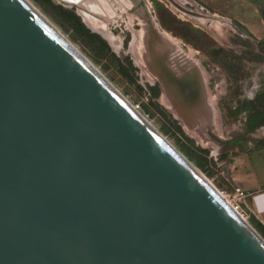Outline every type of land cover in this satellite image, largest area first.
<instances>
[{
    "label": "water",
    "instance_id": "water-1",
    "mask_svg": "<svg viewBox=\"0 0 264 264\" xmlns=\"http://www.w3.org/2000/svg\"><path fill=\"white\" fill-rule=\"evenodd\" d=\"M0 264H264V237L23 0H0Z\"/></svg>",
    "mask_w": 264,
    "mask_h": 264
},
{
    "label": "rangeland",
    "instance_id": "rangeland-1",
    "mask_svg": "<svg viewBox=\"0 0 264 264\" xmlns=\"http://www.w3.org/2000/svg\"><path fill=\"white\" fill-rule=\"evenodd\" d=\"M30 1L264 237L232 167L264 147L263 41L197 0Z\"/></svg>",
    "mask_w": 264,
    "mask_h": 264
},
{
    "label": "crops",
    "instance_id": "crops-1",
    "mask_svg": "<svg viewBox=\"0 0 264 264\" xmlns=\"http://www.w3.org/2000/svg\"><path fill=\"white\" fill-rule=\"evenodd\" d=\"M202 8L217 15L230 16L264 43V9L262 0H197ZM239 161V160H238ZM232 164L238 170V185L246 194L248 216L264 229V147L243 153Z\"/></svg>",
    "mask_w": 264,
    "mask_h": 264
},
{
    "label": "bare ground",
    "instance_id": "bare-ground-1",
    "mask_svg": "<svg viewBox=\"0 0 264 264\" xmlns=\"http://www.w3.org/2000/svg\"><path fill=\"white\" fill-rule=\"evenodd\" d=\"M29 7H31L41 18L42 20L48 24L94 71H96L103 79H105L121 96L122 98L135 109L138 115L155 131L157 132L169 145L170 147L179 154L182 159H184L191 168L208 184L210 185L220 196L223 198L225 202H227L240 216H242L248 223V219L242 214V211L239 210V206L237 207L235 203L225 195L202 171H200L187 157H185L164 135H162L154 124L148 120L141 111H139L134 104H132L129 100H127L105 77L104 75L90 62V60L84 56L67 38L66 36L30 1L23 0ZM111 7V6H110ZM95 8L98 9V5L96 4ZM100 9V8H99ZM101 10V9H100ZM104 10V9H103ZM100 12V11H99ZM101 13V12H100ZM85 20L87 23L93 28L99 30L105 37H107L113 44L117 43V37L114 33L108 29L106 26L97 22L87 15L84 14ZM119 43V41H118ZM251 224V223H250Z\"/></svg>",
    "mask_w": 264,
    "mask_h": 264
},
{
    "label": "built area",
    "instance_id": "built-area-1",
    "mask_svg": "<svg viewBox=\"0 0 264 264\" xmlns=\"http://www.w3.org/2000/svg\"><path fill=\"white\" fill-rule=\"evenodd\" d=\"M137 109H138V107H136ZM246 197V194H245V192L241 189V188H237V190H236V198H237V200H242L243 198H245ZM235 203L237 204V202L235 201ZM238 206H239V208H240V205L239 204H237ZM240 210H241V208H240ZM242 211V210H241ZM243 212V211H242ZM244 214V213H243ZM245 215V214H244Z\"/></svg>",
    "mask_w": 264,
    "mask_h": 264
},
{
    "label": "trees",
    "instance_id": "trees-1",
    "mask_svg": "<svg viewBox=\"0 0 264 264\" xmlns=\"http://www.w3.org/2000/svg\"><path fill=\"white\" fill-rule=\"evenodd\" d=\"M259 228H260L261 232L264 234V229H263V228H261V227H259Z\"/></svg>",
    "mask_w": 264,
    "mask_h": 264
}]
</instances>
